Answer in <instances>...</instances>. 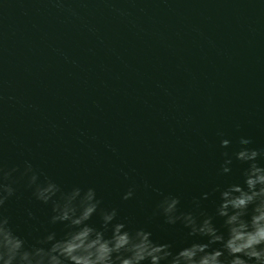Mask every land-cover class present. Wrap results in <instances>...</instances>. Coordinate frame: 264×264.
Returning <instances> with one entry per match:
<instances>
[{
  "label": "water",
  "instance_id": "1",
  "mask_svg": "<svg viewBox=\"0 0 264 264\" xmlns=\"http://www.w3.org/2000/svg\"><path fill=\"white\" fill-rule=\"evenodd\" d=\"M241 138L264 150V0H0V165L18 169L3 211L28 243L65 227L26 188L25 162L179 250L191 239L153 215L161 193L197 211L241 183L234 156L220 173Z\"/></svg>",
  "mask_w": 264,
  "mask_h": 264
},
{
  "label": "clouds",
  "instance_id": "2",
  "mask_svg": "<svg viewBox=\"0 0 264 264\" xmlns=\"http://www.w3.org/2000/svg\"><path fill=\"white\" fill-rule=\"evenodd\" d=\"M250 139L241 138L240 148L233 154L224 152L221 174L232 171L233 156L241 165V183L225 187L216 186L193 199L197 211H182L180 197L161 193L153 215H162L168 225L180 223L187 230L191 242L179 250L171 243H158L152 233L144 228L130 230L118 220L117 208H103L92 187L79 186L70 191L62 190L54 180H40L39 173L30 162H25L22 177L26 188L41 203L50 204L52 215L49 223L65 227L59 239L49 232L34 243L16 234L10 219L4 214L5 204L17 194L11 180L18 169L5 170L0 165V264H264V165L257 161L264 158V150L251 148ZM229 140L220 142L221 148L229 147ZM218 193L215 214L201 209V200ZM134 196L129 188L122 199ZM98 215L101 227L90 221ZM30 219H35L31 211ZM222 219L224 231L214 220Z\"/></svg>",
  "mask_w": 264,
  "mask_h": 264
}]
</instances>
